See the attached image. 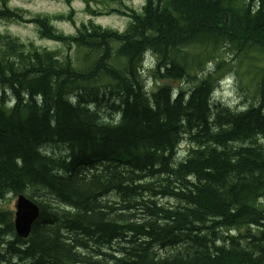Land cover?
I'll use <instances>...</instances> for the list:
<instances>
[{
    "label": "trees",
    "instance_id": "16d2710c",
    "mask_svg": "<svg viewBox=\"0 0 264 264\" xmlns=\"http://www.w3.org/2000/svg\"><path fill=\"white\" fill-rule=\"evenodd\" d=\"M147 3L123 34L76 36L0 9L79 55L0 33V202L42 212L22 239L0 207V264H264V0ZM235 73L255 94L232 112L211 99Z\"/></svg>",
    "mask_w": 264,
    "mask_h": 264
},
{
    "label": "rangeland",
    "instance_id": "374dc122",
    "mask_svg": "<svg viewBox=\"0 0 264 264\" xmlns=\"http://www.w3.org/2000/svg\"><path fill=\"white\" fill-rule=\"evenodd\" d=\"M145 2L147 3V0H90L87 5L81 0H77L72 3H67L63 0H0V9H3V7L6 5L10 9L25 10L30 16L48 15L52 18L57 15L63 14V17H65L64 21H54L53 25L58 32H61L65 35L76 36L78 33V27H80L82 24L90 23L91 19L92 22L97 26L110 29L112 30V32L117 31L118 33L121 32L123 34L126 28H129L128 26L133 20L128 16H123V13L129 12L131 9L139 12L145 5ZM89 10H94V12H89ZM111 10L113 11V13H111ZM0 32L9 33L20 38V42L22 43L34 42L39 47L46 48L54 52H59V54L63 58L71 57L72 59H75L76 62L79 59V55L75 53L76 50L67 49L61 43H57L47 39H41L36 26H34L33 24H28L26 21L15 22L9 19H0ZM111 59L116 60V58ZM146 65L147 67H152L153 63L148 62ZM236 75V73L235 75H232L234 78L232 79L233 83L231 84V87L223 91V99H221L218 95H215L214 97H212L211 103L214 102V104L216 103L223 108L225 107L228 109H233L232 112H234V110H244V108L246 107V105H244V102H242L244 98H246L247 95L254 96L255 94V83L253 81L254 77L246 76L244 78H240ZM145 80L148 87H157V82L152 79L150 75H147V79ZM220 89H224V87ZM99 96L101 97V95ZM105 103L110 104L112 102L106 101ZM13 104L14 103L12 101L9 102L10 107L13 106ZM101 116L103 122H110L115 115L114 112L108 114L102 111ZM51 148L52 147H50L49 149ZM53 149L51 154H54L53 156L55 158L63 156L66 151V149L60 144H56V147H54ZM20 195L25 196L28 200H35V203L37 204V206H39L40 209L37 222L40 221L42 218V212L39 205V198L31 199L27 194H9L7 195L5 200L0 202V207L4 211L7 210L13 212L15 210V203L18 199V196ZM43 199H45V201L48 203L53 202V200L49 197H45Z\"/></svg>",
    "mask_w": 264,
    "mask_h": 264
},
{
    "label": "bare ground",
    "instance_id": "6f19581e",
    "mask_svg": "<svg viewBox=\"0 0 264 264\" xmlns=\"http://www.w3.org/2000/svg\"><path fill=\"white\" fill-rule=\"evenodd\" d=\"M142 67L140 68V72L141 74H143L145 77H144V80L147 79V75H152L151 72L152 70H154L157 66V62H156V55L153 53V52H146L144 53L143 55V59H142ZM148 62H152L153 63V66L152 67H147V63ZM145 69V71H144ZM147 73V74H146ZM152 78V76H151ZM153 79V78H152ZM146 81V80H145ZM150 81V80H149ZM147 86V85H146ZM152 88H157V87H153ZM151 88V89H152ZM222 91V92H221ZM223 91H225L224 89H220V87H218L217 90H215L213 92V96L214 97L215 95H218L221 99H223ZM244 101V100H243ZM242 101V102H243ZM238 102V101H236ZM235 102V103H236ZM185 147V145H182V149ZM180 149V151L182 150ZM12 194V193H11ZM10 197V196H9ZM170 198V197H169ZM17 202H20V203H30L33 205L34 209H35V212H32L30 217H29V221L28 223L26 224H21V223H18L15 219H14V228H15V232L16 234L22 238V239H27L31 236L32 232H33V226L36 224L37 222V219L39 218V212H40V209H39V206H37V204L35 203V201L33 200H28L25 196L23 195H20L18 196V199L15 203V210H17L16 208V205H17ZM231 232V231H230Z\"/></svg>",
    "mask_w": 264,
    "mask_h": 264
},
{
    "label": "water",
    "instance_id": "95a60500",
    "mask_svg": "<svg viewBox=\"0 0 264 264\" xmlns=\"http://www.w3.org/2000/svg\"><path fill=\"white\" fill-rule=\"evenodd\" d=\"M16 208H17V213L15 220L21 224L28 223L31 213L35 212L33 205L30 203L17 202Z\"/></svg>",
    "mask_w": 264,
    "mask_h": 264
}]
</instances>
